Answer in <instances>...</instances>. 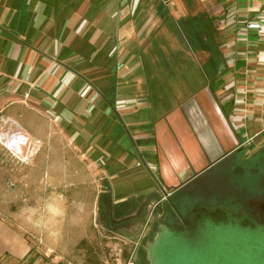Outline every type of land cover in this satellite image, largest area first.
Listing matches in <instances>:
<instances>
[{"label":"crops","instance_id":"obj_1","mask_svg":"<svg viewBox=\"0 0 264 264\" xmlns=\"http://www.w3.org/2000/svg\"><path fill=\"white\" fill-rule=\"evenodd\" d=\"M2 79L56 102L59 158L107 161L103 220L136 217L264 133V0H0ZM30 251L0 216V257Z\"/></svg>","mask_w":264,"mask_h":264},{"label":"rangeland","instance_id":"obj_2","mask_svg":"<svg viewBox=\"0 0 264 264\" xmlns=\"http://www.w3.org/2000/svg\"><path fill=\"white\" fill-rule=\"evenodd\" d=\"M12 84L11 79L0 80V216L27 239L31 251L19 263L2 256L0 264H86L90 253L102 264H125L126 255L133 264H145L144 246L156 236L167 201L148 200L140 218L109 231L98 199L105 186V175L98 170L107 161L92 163L91 154L75 155L71 141L65 157L59 158L55 135L62 118L56 102L48 99L36 105L26 87L14 93ZM250 145L211 172L233 163L238 171V177H233L239 180L236 184L230 177L219 180L218 185L227 187L222 191L228 194L222 198L234 194L249 199L258 194L262 198L251 201H264V133ZM63 158L66 168L59 166ZM137 171L138 167L132 173L139 179ZM84 240L87 245L80 248Z\"/></svg>","mask_w":264,"mask_h":264},{"label":"water","instance_id":"obj_3","mask_svg":"<svg viewBox=\"0 0 264 264\" xmlns=\"http://www.w3.org/2000/svg\"><path fill=\"white\" fill-rule=\"evenodd\" d=\"M156 182L177 214L144 246L149 264H264V220L225 204L197 203L186 214Z\"/></svg>","mask_w":264,"mask_h":264},{"label":"trees","instance_id":"obj_4","mask_svg":"<svg viewBox=\"0 0 264 264\" xmlns=\"http://www.w3.org/2000/svg\"><path fill=\"white\" fill-rule=\"evenodd\" d=\"M234 166H235V164L233 163V164L226 166L224 169L219 170L218 172H214L213 174H211L212 171H210V172L202 175L194 183H192L191 185L179 190L177 193H175L171 196V199H172L174 205L178 208V210L181 213L185 214L184 209L188 212L197 203H200V202H204V203H208V204H226V205H229L228 203L234 201L237 198L239 199L240 196L238 197L234 194H229L230 196H228V198H222L223 196H226L228 194V193H224V191H222V190H225V188H227V187L225 186V188H223L222 186L218 185V184H220V183H218L220 179L226 180L229 177L230 178H233L234 176L238 177V175L236 174V172H238V171H235ZM236 182H239V180L237 178L232 180L233 184H236ZM191 186H193V187H191ZM219 186L222 188H220ZM228 187H230V185ZM200 196H202L203 198ZM243 198L244 197H241V199H243ZM157 200L161 201L162 196L159 197V195H157ZM166 203H167V212L165 214V217H162V219H160L159 223L156 225L157 228L160 224H170L175 219H177V214H176L175 210L173 209L172 205L168 201ZM144 210H145V208L142 209L141 212H143ZM142 215H143V213H140L136 217L122 219L120 221H115L111 217L110 218L106 217L105 218V224H106L107 229L109 231H116V230H119L120 228L127 226L131 222V220L138 219ZM86 245H87V241L84 240L80 243L79 247L81 248V247L86 246ZM143 252L145 254V260H146L145 264H149L147 261V257H146V251L144 250ZM125 258H126L125 259V264H126L128 261V256L126 255ZM86 264H102V263L95 254L90 253V254H88Z\"/></svg>","mask_w":264,"mask_h":264},{"label":"flooded vegetation","instance_id":"obj_5","mask_svg":"<svg viewBox=\"0 0 264 264\" xmlns=\"http://www.w3.org/2000/svg\"><path fill=\"white\" fill-rule=\"evenodd\" d=\"M259 195L256 194L252 198H243V199H235L234 201L228 203L230 208L234 209L236 212L241 210H247L249 213L254 215L259 220H264V201L260 202V200L256 199L255 201H251L258 197ZM259 198H262L259 196ZM264 200V198H263ZM208 204V203H207ZM210 205H218V204H210ZM226 205V204H225ZM185 214L187 211L184 209ZM183 214V213H182Z\"/></svg>","mask_w":264,"mask_h":264},{"label":"built area","instance_id":"obj_6","mask_svg":"<svg viewBox=\"0 0 264 264\" xmlns=\"http://www.w3.org/2000/svg\"><path fill=\"white\" fill-rule=\"evenodd\" d=\"M250 26H251V27H255V28L258 27L257 24H251ZM27 96H28V94H27ZM126 264H133V262H132L131 259H130Z\"/></svg>","mask_w":264,"mask_h":264}]
</instances>
